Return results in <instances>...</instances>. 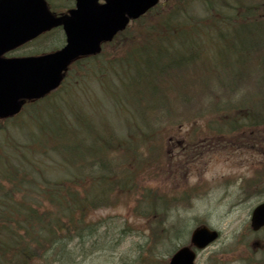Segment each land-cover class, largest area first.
I'll return each mask as SVG.
<instances>
[{
  "label": "trees",
  "instance_id": "1",
  "mask_svg": "<svg viewBox=\"0 0 264 264\" xmlns=\"http://www.w3.org/2000/svg\"><path fill=\"white\" fill-rule=\"evenodd\" d=\"M173 2L144 15L115 37L114 43L120 42L127 51L117 58L126 81L121 79L115 109L128 114L127 125L147 127L137 126L132 133L129 127L114 131L104 121L96 123L94 112L76 106L65 86L15 118L0 121L14 127L0 139V264H80V257L98 250L96 241L108 223L106 217L94 219L95 213L116 207L122 195L136 202L134 211L148 220L151 235L168 237L169 227L163 225L168 210L178 205L175 202L187 200L191 192L190 188L162 191L145 183L170 161L162 133L165 126L160 127V120H165L160 115L163 108H157L163 103L170 110L167 122H184L180 118L185 115H172L180 97H190L189 107L195 106L207 123L193 126L196 132L218 134L222 143L234 139L253 148L264 145L259 128L264 130V76L255 80L245 75L249 61L264 70V0ZM196 3L203 16H195ZM227 47L235 53L222 60V49ZM133 70L136 77H160V83L148 86V98L143 99L139 90L136 98L128 93L135 81ZM198 77H211V81ZM210 85L214 86L205 92L203 106L196 92ZM188 117L185 124L200 120ZM198 137L195 134L186 142V153L195 152L196 157L211 153L195 146ZM127 232V228L118 232L117 244ZM145 248L153 247L141 246L131 264L144 259Z\"/></svg>",
  "mask_w": 264,
  "mask_h": 264
},
{
  "label": "rangeland",
  "instance_id": "2",
  "mask_svg": "<svg viewBox=\"0 0 264 264\" xmlns=\"http://www.w3.org/2000/svg\"><path fill=\"white\" fill-rule=\"evenodd\" d=\"M53 1L56 6H63L64 8L67 4H72V0ZM200 6V3L195 4V16L200 17L205 14L204 11L197 10L201 9ZM152 17L153 15H150L149 18ZM231 33L234 39L236 36L232 29ZM224 39L228 42L226 36ZM60 41V36L57 34H47L14 52V54L50 50ZM120 45V42L107 45L104 52L96 59L90 60L88 63L74 65L65 81L69 99L71 96L76 106L93 111L95 118H97L96 123L104 121L112 128H119L122 125L121 120H124L125 117L122 115V111H119L118 115V109H115L116 107L119 108V105L116 104L123 88L121 79L126 81L125 77H122V67L119 66L117 58L125 57L127 51L123 50ZM56 46L59 47L60 44H56ZM223 49L222 60L228 56L232 57L235 53L231 47ZM214 56L218 58V55ZM209 59L211 63L217 64L216 59L212 57ZM225 65L226 62L222 69L226 68ZM247 65L246 77H253L258 80L259 77L264 76V70H259V64L249 61ZM94 68L95 71H93ZM136 74L137 70L136 73L133 70L131 75L135 81H132L133 87L129 89L128 93L136 98L138 96L137 90H139L143 93V99L148 98L151 96L148 92V86L151 83L159 82L160 77H152L153 75L146 74L136 77ZM96 78H99L98 82ZM198 78L211 81V77ZM168 82L169 80L166 83ZM99 83L102 84V87H99ZM214 85L196 92V98H200L203 106L207 98L205 92H209ZM180 98L177 110H175L174 105L172 107L176 111V115H172V117L185 115L183 118L179 117L180 121H184L182 124L185 129L189 126L185 124L187 121L185 119L189 118L188 116L200 119L198 123L203 126L204 122L201 120L206 118L195 112L196 109L189 107L192 104V99L185 96L184 100L182 97ZM95 103L96 105H92ZM123 106L126 108L125 104ZM157 108H163L160 115L165 120L170 117L167 104L163 103L162 107ZM165 111L167 112L163 114ZM117 115L119 120H117ZM165 120H160V127L164 126V123L165 127L169 126L168 123L174 126L172 120L169 122ZM13 128V124L0 123V139H4L5 133H12ZM259 128L261 129L260 136L264 138V130ZM185 129L180 130L179 133L172 129L174 132L171 135L174 136L175 134L178 140H181ZM15 134H19L17 129H15ZM173 136H170L171 140ZM232 136V138L235 137V135ZM163 148L162 152L165 151ZM262 150L264 151L263 144L253 148L250 143L246 145L231 139L227 143H222L212 153L200 157H190L186 162H184L185 159H178V155H174L170 162L171 177L160 179V176L156 174L148 179L149 183L155 186L161 184L169 187L181 185L190 188L191 195H188L187 200L181 201V203L175 202L179 207L176 206L173 210H168L165 225L169 227L171 234H168L167 239L159 240L161 234H157L156 237L153 235L148 237L150 229L147 228L146 219L133 213V202L129 198L130 196L122 195V201H119L117 207H107L101 210L99 208V211L95 213L94 219L108 215H111V218H105L108 223L101 230L102 234L96 241V245L99 246L98 250L84 259L80 257V264H131L140 253V247L144 244L153 248H145L144 259L136 262V264H167L174 250L179 245L189 242L193 228L201 222L220 230L221 237L199 253L196 264H213V262L219 264H264V247H260L262 250H260L256 260L255 248L249 247V245L246 249L241 247L242 244L249 243L251 239L261 240V245L264 246V230L253 233L248 229L252 208L259 201L264 200V152ZM167 191L169 192V190ZM170 194L174 193L170 192ZM176 224L177 230L181 231L183 236L176 237L172 234L171 231L175 229ZM125 228L128 229V232L122 242L117 244L118 232Z\"/></svg>",
  "mask_w": 264,
  "mask_h": 264
},
{
  "label": "water",
  "instance_id": "3",
  "mask_svg": "<svg viewBox=\"0 0 264 264\" xmlns=\"http://www.w3.org/2000/svg\"><path fill=\"white\" fill-rule=\"evenodd\" d=\"M79 0L70 18L53 16L44 0H0V117L18 113L23 99L39 98L56 88L63 71L79 56L100 51V43L111 40L158 0H107L106 4ZM63 23L68 43L62 49L39 56L6 58L2 55L42 31ZM264 225V203L253 211L252 226ZM218 233L197 227L191 242L203 248ZM196 254L189 247L179 249L170 264H194Z\"/></svg>",
  "mask_w": 264,
  "mask_h": 264
}]
</instances>
